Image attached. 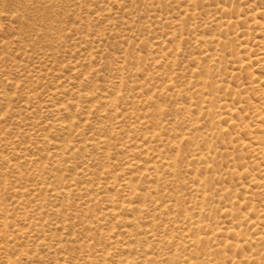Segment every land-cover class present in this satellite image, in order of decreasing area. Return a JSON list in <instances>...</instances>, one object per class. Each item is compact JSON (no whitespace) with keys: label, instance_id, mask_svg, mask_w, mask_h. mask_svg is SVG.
<instances>
[{"label":"rangeland","instance_id":"obj_1","mask_svg":"<svg viewBox=\"0 0 264 264\" xmlns=\"http://www.w3.org/2000/svg\"><path fill=\"white\" fill-rule=\"evenodd\" d=\"M263 212L264 0H0V264H264Z\"/></svg>","mask_w":264,"mask_h":264},{"label":"bare ground","instance_id":"obj_2","mask_svg":"<svg viewBox=\"0 0 264 264\" xmlns=\"http://www.w3.org/2000/svg\"><path fill=\"white\" fill-rule=\"evenodd\" d=\"M171 84V83H170ZM168 85H169V83H168ZM212 149V148H211ZM204 156V155H203ZM206 160L208 161V159H207V157L206 158H204V157H202V158H199V161H202V163H207L206 162ZM151 169V171L152 170H154V171H158V170H155V167L153 166V167H151L150 168ZM263 177V176H262ZM67 192V191H66ZM71 193V192H70ZM64 194V193H63ZM65 195V194H64ZM67 195V194H66ZM67 197V196H66ZM209 199H210V197H209ZM203 200L204 201H208V197L206 196V195H204L203 196ZM207 203V202H206ZM197 210V209H196ZM114 212V211H113ZM249 213V212H248ZM264 213V212H263ZM262 213V214H263ZM207 214V213H206ZM5 215H7V214H5ZM258 215V214H257ZM9 216V215H8ZM264 216V215H263ZM7 218V217H6ZM1 221H3V220H1ZM187 222V221H186ZM189 222H191V220H189ZM191 225V227H197L198 226V228L200 227V222H198V223H196V222H193L192 224H190ZM6 228V227H5ZM197 229V228H196ZM193 230V229H192ZM203 230V229H202ZM263 230V229H262ZM10 231V230H9ZM188 231V230H187ZM186 231V232H187ZM2 232V231H1ZM263 232V231H262ZM10 233V232H9ZM188 234V233H187ZM10 235V234H9ZM233 235V234H232ZM2 236V235H1ZM221 236V235H220ZM223 236V235H222ZM233 237V236H232ZM155 239V238H154ZM192 240H191V242L192 243H196V241H198V242H200L201 240H200V237H197V239H199V240H195L194 238H191ZM203 239V238H202ZM258 239H260V241H264V239L263 238H259L258 237ZM167 240V239H166ZM169 241V240H168ZM203 242H205V240H202ZM228 246L230 247L231 246V244L229 243V241H228ZM116 247V246H115ZM234 247V246H233ZM208 250V249H207ZM219 260H220V258H219Z\"/></svg>","mask_w":264,"mask_h":264}]
</instances>
